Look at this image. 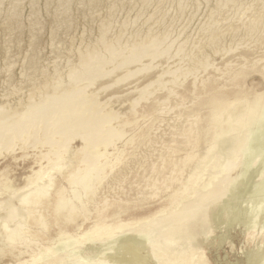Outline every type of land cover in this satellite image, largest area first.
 I'll list each match as a JSON object with an SVG mask.
<instances>
[{"label": "bare ground", "instance_id": "1", "mask_svg": "<svg viewBox=\"0 0 264 264\" xmlns=\"http://www.w3.org/2000/svg\"><path fill=\"white\" fill-rule=\"evenodd\" d=\"M3 1L5 54L11 43L21 45L15 37L23 28L22 0H9L6 9ZM45 2L52 50L66 55H50L49 68L34 52L24 54L19 82L9 76L7 57L1 60L8 76L0 88V156L36 166L22 175V186L11 161L0 169V193H8L0 198V264H37L43 256L38 264H264V0L211 1L195 38L189 28L182 35L183 24H175L182 29L175 34L171 29L188 0ZM72 8L96 27L94 35L81 30L78 43L67 37ZM121 9L125 18L118 20ZM231 10L236 16L225 15ZM29 13L26 48L37 52L43 25L38 12ZM62 28L70 39L63 45ZM247 41L252 49L215 63V55ZM175 108L170 139L151 135L154 122ZM159 142L152 153L135 155ZM132 162L142 169L141 183L138 174L129 183L140 184L136 196L108 198ZM9 221L15 225L8 228ZM36 238L38 252L29 247Z\"/></svg>", "mask_w": 264, "mask_h": 264}, {"label": "rangeland", "instance_id": "2", "mask_svg": "<svg viewBox=\"0 0 264 264\" xmlns=\"http://www.w3.org/2000/svg\"><path fill=\"white\" fill-rule=\"evenodd\" d=\"M11 1V0H10ZM10 1L9 0H4L3 2L4 3H2V4H4V5H1V8H2V6H3V8L2 9H6V7H8L9 5H10ZM29 0H25V2L22 0V2H20V5H19V12H18V14H19V18H21L22 19V21H21V19H19L20 20V22H22L21 23V25H22V27L24 28H22V33L21 32H18L17 33V36L15 37V36H13V37H15V38H17L18 39V42L20 41V47H18V49H17V46L15 47V44H14V42L13 43H11L12 45H10L9 47L10 48H8V50H6V55L5 54H3L4 52H1L0 53V82H1V84H0V88L4 91L5 89H6V84H5V87H4V84H3V79L5 78V76L7 77L8 76V72L6 71V67H5V69H4V63H7L9 66V70L12 72H10L11 73V75L9 74V76H11V78H12V81H14V82H19L18 80H20L21 78H20V72L19 71H21V68H22V58H23V55L25 54V56H26V54H32V52H34L35 53V55L38 57V56H40V59H38V64L40 63L41 64V66H45L44 64H46V66H49V68L50 67H52L51 65L53 64H51V60H53L52 59V57L54 56V54H56V53H60V52H64V54L62 53V55H66L65 54V52H67L66 50L64 51V49H62L61 51H59V52H56L54 49L52 50V43H51V33H50V25H49V16H46V14L45 13H47V10H48V6H47V8H45L46 7V2H45V0H44V2H43V0H38V1H36L35 0V7L32 5V4H30L31 2H28ZM211 1H213L214 2V0H210V1H208V0H205V3H204V0H203V2L201 1V0H199V2H200V4H199V2H198V0H196V2H195V0H191V2H190V0H188V2H189V4H188V6L186 7V10L184 11V12H186V13H184L181 17H177L178 19L172 24V26H171V29H173V33L175 34L177 31H179V29H180V31L182 30L183 32H182V35H185V33L187 32L186 30H187V28H189L188 29V32L186 33L187 35H191V36H193L194 37V35L197 37L199 34H198V26H200L204 21H206L207 20V13H208V9L210 8V6L213 4V2H211ZM238 2L237 3H240V1H241V3L240 4H245V3H247V2H249L248 0H237ZM245 1H247V2H245ZM194 2V3H193ZM197 2H198V4H197ZM7 3V4H6ZM8 3H9V5H8ZM21 3H23L22 5H21ZM39 3V4H38ZM42 3H44V4H42ZM191 3V4H190ZM208 3H210L209 5H208ZM212 3V4H211ZM27 4V5H26ZM195 4V5H194ZM196 4H197V6H196ZM205 4H207V7L208 8H206V5ZM32 5V6H31ZM42 5H43V7H42ZM200 5V7H198ZM205 5V6H204ZM27 6H29V7H27ZM32 7V9L35 11V12H38L39 14L37 15V13H35L34 11H32L31 10V7ZM36 6H38L37 7V9H36ZM196 6V7H195ZM24 7V8H23ZM189 7H193V8H191V9H189ZM44 8V9H43ZM77 8H78V6H77ZM197 8H199V9H197ZM204 8H206V9H204ZM22 11H21V10ZM28 9V10H27ZM40 9V10H39ZM45 9H47V10H45ZM75 8H72V13H71V15H72V18L76 21H74L73 20V22H72V24L74 25H72V27L69 29V32L67 31V30H65V31H67L68 32V36L66 35V33H65V31H63V29H65V28H62V29H60V30H62L64 33H62V31L60 32V30H59V35L57 36V38H59L60 40L63 38V42H62V45H63V43H65V42H67L68 43V41H70V39H72L73 38V41H74V43H78L77 41L79 40V38L81 37V35H80V33H82V32H80L81 30H84V28L85 29H87V33H89L90 35H91V33H93V35H94V33H96V27H95V25L92 23V22H88V19L87 18H85V19H83L84 18V16L83 15H81L80 13H76V10H74ZM196 9H197V11H196ZM203 9V10H202ZM24 10V11H23ZM39 10V11H38ZM43 10H45V11H43ZM189 10V11H188ZM190 10L192 11V14H191V12H190ZM194 10V11H193ZM199 10V11H198ZM205 10V11H204ZM228 10V9H227ZM121 11H123V12H120ZM118 11V14L116 13V18L118 19V20H123L125 17V15L123 16V14H124V10H119ZM196 11V12H195ZM29 12H33V13H35V15L37 16V19L39 20L40 19V21H41V24L43 25V27H41V28H43V29H39L40 31H38L37 32V38H38V45H37V47H38V49L36 50L37 52H35V50H27V48H26V42H27V39H28V30L26 31L25 30V28L27 29L28 28V24H29V22H30V20L32 19V17H33V14L31 13V15H30V13ZM75 12V13H74ZM170 14L172 13L173 14V8H171L170 9ZM204 12V13H203ZM26 13H28V14H26ZM132 13V14H131ZM133 13H134V11H132V12H130V14H129V16L131 17L132 15H133ZM189 14V18H188V14ZM194 13V14H193ZM195 13L197 14V15H195ZM227 14H225V15H229V13H231L230 14V16H232L233 14H234V12L231 10L230 12H226ZM74 14H76V15H74ZM187 14V15H186ZM207 14V15H206ZM22 15V16H21ZM118 15H120V16H118ZM190 15H193V18H192V16H190ZM194 15L196 16V17H194ZM201 15V16H200ZM30 18H29V17ZM39 16V17H38ZM187 16V17H186ZM233 16H236V15H233ZM26 17V18H25ZM43 17V18H42ZM76 17V18H75ZM77 17H78V20H77ZM118 17H120V18H118ZM183 17V18H182ZM185 17V18H184ZM180 18V19H179ZM187 20V18H188V20L187 21H184L183 22V20ZM28 19H30V20H28ZM199 19V20H198ZM235 19V18H234ZM26 20H28V21H26ZM44 20V21H43ZM85 20V21H84ZM178 20L180 21V23H177L178 22ZM189 20H190V22H189ZM204 20V21H203ZM46 24H45V23ZM79 22V23H78ZM86 22H88V23H86ZM187 22V23H186ZM188 22H189V24H188ZM197 22H198V24H197ZM76 23H77V27H76ZM81 23H82V28L80 27V25H81ZM84 23H86L87 24V26H86V24H84ZM185 23V24H184ZM191 23V24H190ZM91 24H93V26H92V29L89 27L88 28V25L89 26H91ZM175 24L176 25H178V26H180V25H182V26H180V27H183L182 29L181 28H179V27H177V26H175ZM45 25V26H44ZM79 25V26H78ZM196 27V29H195V27ZM48 26V27H47ZM186 28H185V27ZM189 26V27H188ZM192 26H193V28H192ZM45 27V28H44ZM75 28H78V29H76V32L77 33H75ZM179 28V29H178ZM90 29H91V31H90ZM43 30V31H42ZM71 30V31H70ZM189 30H192V31H194V33H192L191 31H189ZM42 31V32H41ZM45 31V32H44ZM73 31V32H72ZM186 31V32H185ZM196 31V32H195ZM49 32V33H48ZM80 32V33H79ZM189 32H191L192 34H190ZM41 33V34H40ZM61 33V34H60ZM72 33H73V37H72ZM27 34V35H26ZM49 36H48V35ZM62 34H64V35H66L67 37H69L70 39L69 40H67L68 38L66 37V36H63ZM92 35V36H93ZM181 35V36H182ZM61 36H63V37H61ZM75 36V37H74ZM91 36V37H92ZM19 37V38H18ZM47 38H49V39H47ZM181 38V37H180ZM195 38V37H194ZM59 39H56V41H54V43L56 44V46H58V44L56 43V42H60V40ZM76 39V40H75ZM49 40V41H48ZM59 40V41H58ZM228 40H225L224 42H223V44H225V45H227L228 43H229V41L227 42ZM44 42H45V44H44ZM48 42H50V43H48ZM248 43L245 45V44H243V45H240L237 49H235V47L232 45V44H230L232 47V49H235V50H232V52H228V55H226V54H224V55H221V54H217V55H215L216 57L215 58H217L216 60H215V63H218V65H219V63H221L224 59H227V58H229V57H232V56H234V55H236V54H238V53H240V52H242V51H245V50H247V49H252L253 47H252V44L249 42V41H247ZM22 43H24V44H22ZM227 43V44H226ZM43 44L45 45V47L43 46ZM51 44V45H50ZM60 44V43H59ZM66 44V43H65ZM49 45V46H48ZM245 45V46H244ZM249 45H251V46H249ZM39 46H40V48H39ZM42 46H43V48H42ZM47 46H48V48L50 47V49L52 50H50V49H48L47 48ZM247 46V47H246ZM262 48H263V46H264V40H263V42H262ZM12 48V49H11ZM12 50V51H10V50ZM19 49H21V50H19ZM26 49V50H25ZM18 50V52H16ZM23 50H24V52L25 53H23ZM43 50V52L44 53H42L41 51ZM48 50H50V52L48 51ZM262 49H259L258 50V52L256 53V54H258V53H260V52H262L263 50H264V48H263V50L261 51ZM9 51V52H8ZM40 51V52H39ZM48 51V52H47ZM55 51V52H54ZM53 52V53H52ZM234 52V53H233ZM252 53L253 52H255V51H251ZM7 53H9L8 55H7ZM11 53V54H10ZM13 53H15V54H13ZM23 53V54H22ZM39 55H38V54ZM41 53V54H40ZM48 53H49V55H48ZM51 53V54H50ZM263 53H264V51H263ZM61 54V53H60ZM17 55V58L16 57H14V56H16ZM20 57H19V56ZM52 57H51V56ZM61 55V56H62ZM255 55V54H254ZM3 56H6L7 57V60H6V62H4L5 60H3V62L1 61L2 59H3ZM11 56L12 57H14V58H12L11 59ZM46 56V57H45ZM10 57V58H9ZM19 57V58H18ZM41 57H43V60L41 61ZM220 57H221V59H220ZM223 57V58H222ZM236 57V56H235ZM251 57V56H250ZM9 58V59H8ZM219 58V59H218ZM21 60V63H20V60ZM45 59V60H44ZM10 60H11V62H10ZM41 62H40V61ZM59 60V59H58ZM58 60H55V63L56 62H60V63H57V64H59V66H61L62 67V65H63V63L61 64V60L60 61H58ZM173 60V59H172ZM171 60V61H172ZM264 60V59H263ZM16 61V62H15ZM44 61H46L45 63H44ZM51 61V62H50ZM171 61H169V62H171ZM3 63V65H2V63ZM13 62H15V64L13 63ZM50 64H49V63ZM62 62H64L63 60H62ZM11 63H13L14 65H16V63H17V65L16 66H14L13 64L12 65H10ZM40 64H39V66H40ZM61 64V65H60ZM15 68H14V67ZM45 66V67H46ZM3 67V68H2ZM12 69V70H11ZM5 70V73L3 72ZM19 70V71H18ZM4 73V74H3ZM13 74V75H12ZM200 74H202V73H200ZM199 74V76H202V75H200ZM4 76V77H3ZM15 76V77H14ZM17 76H18V78H17ZM254 76H256V75H252V76H250V77H248L246 80L247 81H250L251 80V78L252 77H254ZM2 77V78H1ZM13 77L15 78V79H13ZM133 80V79H132ZM191 80V77H187V80L185 81V82H188V81H190ZM141 81V80H140ZM140 81L139 82H136L137 84H139L140 83ZM5 83V82H4ZM2 84H3V86H2ZM23 86H25V83H23ZM0 89V95L3 93L2 92V90ZM117 89V86H113L111 89L109 88L108 90H107V92H111V91H113V90H116ZM161 94V93H160ZM3 99V98H2ZM6 99V98H5ZM8 100L10 99V101H13V98H12V96H10V97H8L7 98ZM188 102V100L186 101V103ZM174 104V100H172V101H170V103H169V105H168V107H167V109H170V107L172 108V105ZM186 105H188V104H186ZM179 109L178 108H175V109H173V110H171L170 112L168 111V113L167 114H165L164 115V118H163V121H156V122H154V124L156 125V126H154L151 130H149V132H150V134L151 135H154V136H156L155 138H159V140H167V139H170V137H171V134H170V128H169V126H168V124L169 125H171L172 123H173V119H172V117L177 113V111H178ZM181 120H184V118L183 119H181ZM152 132H154V133H152ZM166 136V137H165ZM159 144H160V142L159 143H156V144H154L153 146H150V145H146V146H140L137 150H136V152H135V155H140V154H142L143 153V151H146V150H148V151H146V152H148V154H150V153H152V150H154L155 148H157L158 146H159ZM143 147H144V149H143ZM148 148V149H147ZM30 150V149H29ZM143 150V151H142ZM142 151V152H141ZM157 152L156 151H154L153 152V157H150V159H154V158H156V155H154V154H156ZM18 154H21L20 152L18 153ZM134 156V155H133ZM130 158L133 160V158L130 156ZM9 161H11L12 162V168H13V173L14 174H16V177H17V181H19V184H21V186L22 185H24V181H23V176L22 175H27V174H29L30 173V169L28 168L30 165H34L33 163H32V161L30 160V159H25L24 161H22V160H18L17 162H13L12 160H10V157H8V156H6L5 158L4 157H1L0 156V169L4 166V164L5 163H7V162H9ZM34 166H36V165H34ZM136 166V167H135ZM23 167H25V168H23ZM36 168V167H35ZM138 165H136V164H133V162L131 163V166H130V168L128 169V172H127V176H128V178L126 177V181H124L123 183H122V186H121V188H123V189H121V188H118V186L117 187H115V189L113 190V191H111V192H108L107 193V196H108V198H109V196H117V195H120L121 193H122V195H127L128 197L129 196H131V197H134V196H136V194H137V190L139 189L138 188V186H140V184L138 183V186L134 183V185L132 186V185H130L129 183H131V181H134L135 180V175L136 174H138L137 175V177H139L138 178V182H140L141 180H142V177H141V173H142V169H140V168H138ZM139 174H140V176H139ZM141 183V182H140ZM64 185H66L67 186V184L65 183ZM130 186V187H129ZM130 189V190H129ZM112 193V194H111ZM136 193V194H135ZM1 195H0V198H2V197H4V196H6L8 193H3V192H1L0 193ZM163 195V193H159V195L158 196H156V197H153V198H150L148 201H149V203H150V207H153V206H156L160 201H159V198L161 197ZM79 221H77L78 223H80L81 222V219H78ZM90 221L88 220V221H86L85 222V224H88ZM8 223H10V224H8V228H9V226L11 227V226H14L15 224V222L14 221H9ZM12 224V225H11ZM14 224V225H13ZM261 230V229H260ZM260 230H258L257 229V231L258 232H260ZM263 230H264V228H263ZM262 230V231H263ZM256 231V232H257ZM51 232H53V231H51ZM50 232V233H51ZM55 233V232H54ZM54 233L53 234H51V235H54ZM192 240V239H191ZM32 241H34V242H31L30 244H29V247H31L32 249H34V251H39V249L43 246V244H42V241L40 240V238L39 239H34V240H32ZM193 242L195 241V239L193 238V240H192ZM54 242H55V240L51 243L52 245L54 244ZM235 242H236V240H235ZM238 242V241H237ZM235 243L236 244V246H237V248L239 247L238 246V243ZM0 243H1V239H0ZM3 243V242H2ZM1 243V244H2ZM36 244V245H35ZM194 244H195V242H194ZM39 246V247H38ZM23 246H20V249H25V247H23ZM36 249H38V250H36ZM226 250H229V248H228V246H224L223 248H221L220 249V251H219V256L220 257H223V255L225 254V251ZM213 253H211L212 255L214 254H216L215 253V251H212ZM210 255V254H209ZM42 256H43V254H42ZM216 256V255H215ZM24 258H26V259H28L29 257L27 256V254H24ZM40 258H41V255H40ZM228 258H231V254H229L228 255ZM44 260V256L40 259V260H38L36 263L38 264V263H40V262H42ZM15 262H14V260H13V262H12V264H14ZM16 264V263H15Z\"/></svg>", "mask_w": 264, "mask_h": 264}]
</instances>
